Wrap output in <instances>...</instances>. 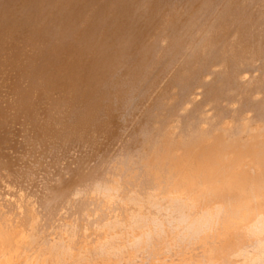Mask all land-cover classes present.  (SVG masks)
Instances as JSON below:
<instances>
[{"label":"bare ground","instance_id":"obj_1","mask_svg":"<svg viewBox=\"0 0 264 264\" xmlns=\"http://www.w3.org/2000/svg\"><path fill=\"white\" fill-rule=\"evenodd\" d=\"M0 264H264V0H0Z\"/></svg>","mask_w":264,"mask_h":264}]
</instances>
